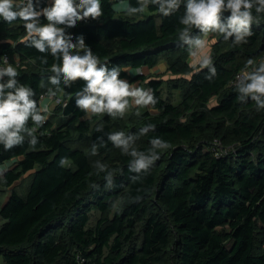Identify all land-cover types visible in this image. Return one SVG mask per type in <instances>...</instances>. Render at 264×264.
Wrapping results in <instances>:
<instances>
[{
  "label": "trees",
  "instance_id": "trees-1",
  "mask_svg": "<svg viewBox=\"0 0 264 264\" xmlns=\"http://www.w3.org/2000/svg\"><path fill=\"white\" fill-rule=\"evenodd\" d=\"M118 5L136 6L137 0H102L100 18L67 31L83 35L101 63L120 67L121 79L147 81L156 103L141 114L136 129L141 142L133 148L147 152L155 137L169 146L146 172L132 170L133 148L117 163L95 167L72 140L89 139L98 154L111 152L114 117L89 118L79 109L75 93L86 83L82 79L62 84L55 96L61 94L66 103L59 106L63 119L47 118L36 128L35 147L27 133L21 145L8 150L0 145V169L13 164L4 173L7 187L32 173L28 192L13 191L0 205V264H264V109L257 110L251 97L241 101L236 83L239 74L264 62V14L246 43L218 36L224 49L211 55L215 73L198 66L174 105L161 97V81L137 74L169 54L187 66L189 45L178 37L183 6L169 17L150 6L139 18H129L119 15ZM47 6L49 0H41L40 7ZM202 35L199 29L191 32L193 38ZM4 55L16 58L17 79L34 91L43 114L40 99L55 88L50 77L56 58L28 46L20 21L0 22ZM128 69L136 75L131 81ZM27 127H34L31 120ZM215 141L229 149L213 153ZM118 198L114 218L88 228L90 212L105 213Z\"/></svg>",
  "mask_w": 264,
  "mask_h": 264
},
{
  "label": "clouds",
  "instance_id": "clouds-1",
  "mask_svg": "<svg viewBox=\"0 0 264 264\" xmlns=\"http://www.w3.org/2000/svg\"><path fill=\"white\" fill-rule=\"evenodd\" d=\"M40 5L41 0H0V22H23L28 46L56 58L57 63L51 67L55 75L50 77L55 88L49 89L50 96L63 91L62 84L70 85L82 79L86 83L75 93V103L89 115L123 116L129 107V98L142 107L156 103L151 89L136 87L121 79L120 67L110 68L101 63L99 56L86 45L83 35L74 37L68 33L67 29L75 28L80 21L100 18L103 15L102 0H49L50 6ZM150 6H155L163 17L177 13L183 6V15L179 19L183 27L179 29L178 37L189 45L192 63L200 68L209 67L213 74L216 69L212 67L211 56L206 54L208 35L222 34L225 40L232 38L234 45L246 43L247 37L252 35L254 21L264 14V0H137L136 6L127 8V14H143ZM225 12L230 13L226 20L222 19ZM41 17L47 23H42ZM193 29H199L203 35L193 38ZM42 59L44 64L48 63L46 58ZM246 64L251 66L254 60L250 58ZM17 77V68L7 57H0V145L5 150L23 144L24 133L32 137L30 144L35 147L39 142L35 130L47 119L34 99V91L20 83ZM237 90L241 93V101L251 97L257 110L264 109V62L257 70L244 72ZM29 120L34 127H27ZM109 139L129 152L131 138L125 137L123 132H114ZM150 144L147 152L131 149L133 171L149 170L160 158L161 151L169 146L160 137L152 138ZM59 163L63 166L67 158L62 157Z\"/></svg>",
  "mask_w": 264,
  "mask_h": 264
},
{
  "label": "rangeland",
  "instance_id": "rangeland-1",
  "mask_svg": "<svg viewBox=\"0 0 264 264\" xmlns=\"http://www.w3.org/2000/svg\"><path fill=\"white\" fill-rule=\"evenodd\" d=\"M118 12H120V16L122 17H129V18H139V14L129 16L127 14V6L126 5H118L116 6ZM147 11V9L145 10ZM221 35L219 33L209 34L208 35V48L207 53L208 55H212L214 51L217 49L221 50L224 49L223 44L218 39V36ZM112 48L116 46L115 42L110 43ZM168 56L161 59L159 64L153 68V69H142L138 71V76L144 75L147 77V79H158L162 82V89H161V97L167 101L168 103H172L174 105H178L182 100V95L184 91L188 88V81L191 78V72L195 70L199 65L192 63L191 57L188 60V64L185 68H183L181 63H177L176 56L169 54ZM15 57H13L12 64L15 65ZM176 61V62H174ZM176 69V71H174ZM128 71V70H127ZM129 81H131L134 76V73L130 70L129 73ZM136 87H142L144 89L148 88L147 81H138L133 83ZM59 98L63 99V96L60 94L59 96H54L53 99H48L42 104L43 108V114L46 115L47 118H50L53 120L54 123L60 122L63 118V114L60 111L59 106L63 105L62 102H59ZM130 104L128 109L126 110L125 114L123 116H116L114 117L113 122V128L114 132L121 131L124 133V135H127L130 139L129 149L139 145L141 142L140 134L136 132V129L138 127L139 118L142 113L149 110L150 107H142L137 106L132 102L131 98ZM215 101H213L214 103ZM100 115V114H99ZM92 115H89V118ZM97 122L92 124V127L96 125ZM72 146L74 147H80L83 148L86 153L90 156L92 164L95 167L99 166H105V165H111L113 163H117L118 156L120 154L125 153V151L122 148L117 147L114 145V149L105 154H98L96 150L91 146L90 140L85 139L83 141H79L77 137L73 138L72 140ZM225 148L229 149V146H225V144L215 141L214 145L211 146V151L213 153L219 154L220 152L225 150ZM13 168V164H8L0 169V205L3 204V202H6L9 195L16 191L20 195H25L28 192V189L30 187L31 181H32V173L25 174L21 177L19 181H17L13 186L7 187L5 185L4 181V173L8 170ZM120 199H116L111 207L105 212L102 213L99 210L93 209L90 212V220L88 224V228H93L96 226V224L99 222V220L106 218L109 221L112 220L116 214V212L119 209ZM2 224V220L0 217V226ZM109 251H106V254H108ZM2 264H4V261L2 260Z\"/></svg>",
  "mask_w": 264,
  "mask_h": 264
},
{
  "label": "built area",
  "instance_id": "built-area-1",
  "mask_svg": "<svg viewBox=\"0 0 264 264\" xmlns=\"http://www.w3.org/2000/svg\"><path fill=\"white\" fill-rule=\"evenodd\" d=\"M3 57H7L9 63H12L13 58H12L11 56H9V55H4ZM18 65H19V63L16 64V66H18ZM243 74H244V73H241V74H239V75L237 76V81H236L237 84L240 83V80H241V78L243 77ZM53 97H54V96L42 95V96H41V99H40V103L43 104L46 100H48V99H53ZM59 102H62L64 105L66 104V103H64V101H63L62 98H59Z\"/></svg>",
  "mask_w": 264,
  "mask_h": 264
},
{
  "label": "crops",
  "instance_id": "crops-1",
  "mask_svg": "<svg viewBox=\"0 0 264 264\" xmlns=\"http://www.w3.org/2000/svg\"><path fill=\"white\" fill-rule=\"evenodd\" d=\"M128 72L130 73V69H128Z\"/></svg>",
  "mask_w": 264,
  "mask_h": 264
}]
</instances>
